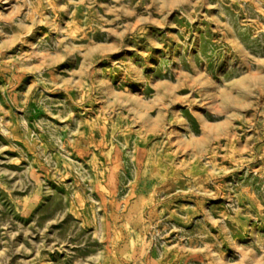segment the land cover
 <instances>
[{
	"label": "clouds",
	"instance_id": "9594fccd",
	"mask_svg": "<svg viewBox=\"0 0 264 264\" xmlns=\"http://www.w3.org/2000/svg\"><path fill=\"white\" fill-rule=\"evenodd\" d=\"M62 10L76 31L50 48L61 63L42 66L47 75L38 72L26 93L0 88V138L10 141L0 155L19 152L0 165L23 169L0 167V190L14 205L0 209V264H53L52 253H64L59 264H264V0H64ZM202 33L219 38L207 43ZM165 80L169 90L154 87ZM40 84L63 98L51 100ZM222 89L232 101L218 107ZM150 98L156 126L134 128L138 103ZM33 103L47 117L27 119ZM96 106L100 116L86 125ZM217 123L225 130L210 134L205 125ZM149 133L158 137L150 153L141 147ZM94 152L104 163L88 159ZM73 153L81 163L69 162ZM153 179L145 199L138 181L146 190ZM172 233L175 249L159 247Z\"/></svg>",
	"mask_w": 264,
	"mask_h": 264
},
{
	"label": "rangeland",
	"instance_id": "374dc122",
	"mask_svg": "<svg viewBox=\"0 0 264 264\" xmlns=\"http://www.w3.org/2000/svg\"><path fill=\"white\" fill-rule=\"evenodd\" d=\"M64 0H27V6L22 7L17 0H9L8 4L0 5V88H9L12 93L23 94L28 92V89L32 87L33 84L36 83L37 75L39 73H43L45 76L47 73L44 71L42 66L52 65L56 66L61 63L59 52H53L50 50L53 42L60 43L64 41L65 35L69 32L72 33L73 37L75 36L76 28L73 25L72 16L70 12L62 10ZM49 6H45V5ZM51 5L59 6L53 7ZM23 16L26 18L24 20L18 19V17ZM77 15H81L79 12ZM218 35H205L201 34V39L206 41L207 43H211L213 40L218 39ZM159 39H165V34L160 33ZM102 40H97V44L103 45ZM171 43H175L174 41ZM155 51H159V49H155ZM104 52L103 47H98L94 49H89L81 56V60L85 56H96ZM254 54V53H253ZM234 56L238 54L233 53ZM239 58L242 59V56ZM79 65L75 68L64 66V71L67 73H71L73 71L78 70ZM247 80L249 82H255L257 80V74L255 72L248 74ZM241 86L246 87L247 84L242 79ZM154 87H158L164 90H169L172 85L169 82L165 81H157ZM39 88L44 89L45 94L49 96L51 100H60L63 98L64 93L62 91L50 92L44 88L43 84L39 85ZM223 92V99L221 104L218 107H223L228 103H231L232 97L231 95L224 89L221 90ZM47 103V101H45ZM156 103V98L144 99L137 105V116L136 119L139 123L134 124L133 127L139 129L140 127L144 128H154L158 121V114L154 109V105ZM7 108V105H4ZM31 114L27 117V119L38 120L40 117H47V113L42 111V108L37 107L36 104H30ZM100 107L96 106L95 111L88 115L87 113L84 116L85 123L89 121L95 120L100 116ZM253 109H247L245 114L247 116H251ZM13 115H19V113H13ZM6 120L10 119V117H5ZM53 119V118H48ZM106 119V117H105ZM125 119L130 120L127 114H125ZM239 123V121H236ZM44 125L41 124V127ZM31 128V123L29 124ZM206 130L209 131L210 134H219L224 131L225 128L223 123L217 124H206ZM83 130V129H81ZM38 132L39 129H36ZM74 133L77 131L75 128L73 129ZM92 135L96 138V140H100L102 133L99 129H90ZM248 134H251L250 132ZM112 135L111 128L107 124L104 125L103 138H110ZM135 139V137H133ZM158 139H153L152 134L149 133L148 140H145L141 143V147H144L147 144L148 152L152 151L153 144ZM43 142V140H41ZM0 143L8 144L10 141L8 139L0 138ZM17 148H23L29 157H31V153L27 152V148L21 140L11 141ZM196 146V145H194ZM174 152L175 149L173 148ZM19 157V152L12 149L6 148L3 155H0V160H11L17 159ZM96 159L100 163H104V158L100 155H97L95 152L88 159ZM138 159L147 161L148 156L144 153H141L137 157ZM69 162L75 160L76 163H81L80 157L76 156V154H72L69 156ZM181 162H183V158H181ZM22 163L26 166L27 161H22ZM86 167H92V165L88 164L87 161L83 162ZM64 165L61 164L60 167ZM0 167L6 168L12 172L23 171L18 165L5 163L0 165ZM103 174V173H102ZM127 174V173H126ZM16 179V177H13ZM51 184L52 182L49 181ZM156 181L153 179L146 185V190H144L145 186L140 185L138 181V187L141 188L140 194L145 198H152V189L155 185ZM55 188V185H52ZM103 186V185H102ZM60 192L61 195L64 194V189L58 188L56 189ZM14 195H24L23 192L19 190H15ZM132 192L125 191L124 196H131ZM10 205H12V201L8 199V194L0 190V209H6L11 211ZM14 207V205H12ZM101 214L103 210H100ZM14 220H17L21 223H26L23 218L19 216H13ZM125 228H132V224L129 223L125 225ZM116 235H121L119 229H115ZM139 235L137 229L133 228V234L128 236V244L132 245L136 237ZM175 236V233L170 234V236H164L160 239L159 247L161 248H169L175 249L177 240L172 238ZM17 239H21L20 236ZM119 243V242H118ZM182 243V242H181ZM187 247V246H186ZM150 252L153 256H155V249H150ZM64 253H52L49 254V258L53 261V264H59V260L63 258ZM173 254H170V258ZM26 256H18L17 260H24ZM182 259V258H177ZM175 264V262H173Z\"/></svg>",
	"mask_w": 264,
	"mask_h": 264
}]
</instances>
